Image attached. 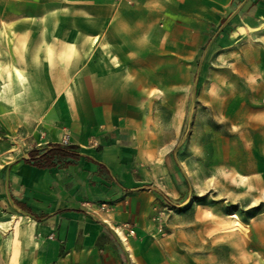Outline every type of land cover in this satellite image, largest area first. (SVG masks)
<instances>
[{"label": "crops", "instance_id": "1", "mask_svg": "<svg viewBox=\"0 0 264 264\" xmlns=\"http://www.w3.org/2000/svg\"><path fill=\"white\" fill-rule=\"evenodd\" d=\"M205 38L227 58L215 69L228 76L210 87L217 112L244 105L247 78L258 98L264 0H0V152L12 156L6 138L20 152L0 183V264H129L111 224L147 210L152 196L139 188L155 181L141 170L175 143L167 106L186 101L190 52ZM250 131L228 161L250 202L245 264L252 250L264 256V130ZM65 134L81 155L74 164L24 161L31 149L63 147ZM202 249L195 263L230 264L218 244Z\"/></svg>", "mask_w": 264, "mask_h": 264}, {"label": "rangeland", "instance_id": "2", "mask_svg": "<svg viewBox=\"0 0 264 264\" xmlns=\"http://www.w3.org/2000/svg\"><path fill=\"white\" fill-rule=\"evenodd\" d=\"M217 29L212 26L206 37L216 35ZM207 38L190 52L186 101L174 100L167 106L166 123L173 132L176 130L175 143L163 158L158 155L154 161H146L147 168L141 170L144 179L155 181L139 188L152 196L147 210L140 212L136 207L126 221L111 224L116 236L115 227L124 232L129 264H152L147 255L153 251L161 255L154 264H197L196 254L210 252L202 248L212 243L218 244L225 257H230V264H245V254L250 252L244 245L249 242L246 214L250 202L244 195V186L233 184L228 161L234 160L243 144L251 143L247 133L253 127L264 130V91L261 88L255 99L253 82L251 77L247 78L243 81L248 93L244 105L232 111L225 105L224 112H217L210 103V87L228 76L215 69L218 64H227V58L212 54ZM6 139L4 144L14 151L12 156L0 152V183L6 162L20 153ZM213 150L219 158L216 163L212 162ZM159 193L169 200L159 197ZM253 204L252 211L259 213L262 203L253 201ZM251 253L252 262L248 264H264L259 250Z\"/></svg>", "mask_w": 264, "mask_h": 264}, {"label": "trees", "instance_id": "3", "mask_svg": "<svg viewBox=\"0 0 264 264\" xmlns=\"http://www.w3.org/2000/svg\"><path fill=\"white\" fill-rule=\"evenodd\" d=\"M80 156L79 153L74 151V146H52L43 149L29 150L24 161L38 168H60L74 164ZM164 198L168 199L166 197ZM34 217L39 219L37 216Z\"/></svg>", "mask_w": 264, "mask_h": 264}, {"label": "built area", "instance_id": "4", "mask_svg": "<svg viewBox=\"0 0 264 264\" xmlns=\"http://www.w3.org/2000/svg\"><path fill=\"white\" fill-rule=\"evenodd\" d=\"M69 145V136L65 134L62 138V146H67Z\"/></svg>", "mask_w": 264, "mask_h": 264}, {"label": "bare ground", "instance_id": "5", "mask_svg": "<svg viewBox=\"0 0 264 264\" xmlns=\"http://www.w3.org/2000/svg\"><path fill=\"white\" fill-rule=\"evenodd\" d=\"M117 232H118L119 236L122 238V240L126 241L123 232L121 230H119V229L117 230Z\"/></svg>", "mask_w": 264, "mask_h": 264}]
</instances>
